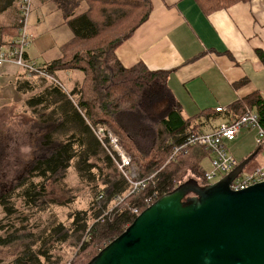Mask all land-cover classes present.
<instances>
[{"label": "trees", "instance_id": "1", "mask_svg": "<svg viewBox=\"0 0 264 264\" xmlns=\"http://www.w3.org/2000/svg\"><path fill=\"white\" fill-rule=\"evenodd\" d=\"M50 1L61 10L73 37L62 47V60L51 61L45 65L46 69L53 73L80 70L85 77L77 102L70 97L74 91L68 94L46 79L43 80L47 81L48 87L27 99L28 107L37 118L30 133L34 137L30 145L32 152L23 167L6 181H3L5 162L13 133L0 129V205L9 217L17 211L15 196L28 208H43L58 202L46 199L48 192L52 184L61 183L59 181L75 162L80 179L93 188L94 199L88 210L75 211L69 224L60 223L51 229L48 238L60 243L77 237L76 244L82 246L72 264H87L148 207L149 198L155 201L190 178L207 185L203 161L210 153L204 146H192L188 152L171 159L176 145L191 134L202 132L201 123L196 120L205 111L192 117L184 116L182 105L168 83L172 70H153L142 62L126 67L117 56V49L149 19L154 8L152 0ZM197 1L205 14H209L250 0ZM16 2L0 0V14L6 11L14 14ZM81 2H93L96 9L88 7L79 12L77 8H81ZM19 25L18 22L0 27V45L6 43L3 42L4 34L11 33L12 37L17 34ZM258 54L264 62V52L258 50ZM18 84L19 90L32 91L34 88V82L30 80ZM236 105L237 112L230 111L231 114L241 116L249 108L258 114L264 127V98L260 93L254 92ZM48 108L53 109L45 113ZM91 125L107 127L142 174L154 175L144 190L125 196L129 183ZM60 130L66 133L63 138L57 135ZM256 150L257 156L262 147L257 146ZM189 172L193 176L185 179ZM119 196L123 197L122 201H117ZM73 198L60 203H68ZM20 219L22 229H16L9 237L0 236V246L17 239L22 241V254L13 264H43L41 257L49 261V240L42 241L38 250L34 249L36 235L24 224L29 217L21 216ZM84 233L88 239L82 242Z\"/></svg>", "mask_w": 264, "mask_h": 264}, {"label": "crops", "instance_id": "2", "mask_svg": "<svg viewBox=\"0 0 264 264\" xmlns=\"http://www.w3.org/2000/svg\"><path fill=\"white\" fill-rule=\"evenodd\" d=\"M38 2L46 12L59 14V26L66 28V38L59 47L55 42L49 47L40 44L45 49L57 48L55 56L43 64L46 65L63 56L62 47L73 37V32L53 1ZM152 2L154 8L149 19L117 49V56L126 67L142 62L153 70H172L168 83L182 105L184 116L192 117L205 111L196 120L201 123L202 132H212L229 122L230 111L237 112L236 104L246 96L258 92L264 98V62L258 54V50L264 52V0L238 2L209 14H205L197 0ZM44 16L41 11L37 21L41 22ZM31 33L33 42L36 37L33 30ZM65 71L67 84L75 93L73 96L79 98L82 85L76 89L77 85L69 77L76 70ZM62 72L64 70H57L56 74ZM20 73L26 74L14 65L0 67L3 79L14 75L15 87L26 81ZM220 106L225 110L217 112L216 108ZM246 142L248 146L244 153L236 150L238 154L242 153L239 159L232 152L236 147L233 145ZM255 143V131L245 129L228 146L241 162L256 150ZM206 160L210 162L209 157ZM251 163L254 166L250 169L246 166L245 172L264 165V157L257 155Z\"/></svg>", "mask_w": 264, "mask_h": 264}, {"label": "water", "instance_id": "3", "mask_svg": "<svg viewBox=\"0 0 264 264\" xmlns=\"http://www.w3.org/2000/svg\"><path fill=\"white\" fill-rule=\"evenodd\" d=\"M201 185L162 195L87 264H264V181L231 188L256 156Z\"/></svg>", "mask_w": 264, "mask_h": 264}, {"label": "rangeland", "instance_id": "4", "mask_svg": "<svg viewBox=\"0 0 264 264\" xmlns=\"http://www.w3.org/2000/svg\"><path fill=\"white\" fill-rule=\"evenodd\" d=\"M40 0H32L31 5V13L29 16L28 26L30 31L35 33V39L32 42L29 52V55L32 59H34L37 64L43 65L45 62L50 61L57 52V48L53 49H45L43 47H49L50 43H57L58 47L65 40V27L59 26L60 24V15L56 13L46 12L44 8H42L41 4L38 2ZM43 1V0H41ZM84 4V8H83ZM20 1L17 0L15 6V13H9L8 11L0 17V27H4L7 25L15 24L19 22L21 11L19 8ZM81 8H77L79 12L86 11L88 7L92 9L96 6L93 2H81ZM37 7V9H36ZM36 11H33L35 10ZM96 9V7H95ZM43 11L44 19L41 22L37 21V16L40 12ZM15 16V17H14ZM11 33L4 34L3 42H8L12 39ZM69 35L71 33L69 31ZM63 57V56H62ZM61 57V58H62ZM59 58L60 60H62ZM20 69V68H19ZM22 70V69H21ZM83 72L78 70L70 73L69 76L74 85H77V88H80L84 81ZM21 76L25 80H30L34 82V88L32 91L28 90H19L18 86L15 87V79H13L14 75L10 76V79H3L0 76V129L9 131L10 134L13 133V139L8 143L9 155L5 162V174L3 181L6 179H10L15 171L23 167V162L27 161L30 153L32 152L31 143L32 137L30 133L32 132L33 123L37 121L36 115L32 112L33 109L29 108L27 105V99L31 97L33 94H39L46 87H48L47 81L43 80L45 78L42 77H34L28 74ZM56 74V73H55ZM67 72L64 70L62 74L57 75L56 77L63 83L66 91L70 93L73 88H70L66 81ZM19 76L16 78L18 79ZM13 79V80H12ZM48 84V85H47ZM71 99L74 102H77L78 98L71 95ZM53 108L46 109L45 113H49ZM107 128V127H106ZM108 129V128H107ZM109 130V129H108ZM65 133L64 130H60L57 135L59 138H63ZM70 134V131H69ZM31 140V142H30ZM232 152L237 158H242V153L238 154L236 150L242 151L243 153L247 150L248 142L233 145ZM256 147V143L254 144ZM264 157V150L259 154V157ZM254 166V163H249L247 165V169H250ZM136 172L138 176H144L140 171L139 167L136 166ZM203 167L206 170L211 168L210 162L208 160L203 161ZM193 175L189 172L185 179L192 177ZM35 181H40V178H34ZM58 184L51 185V191H49V196L46 199L51 198L53 200H57L58 202H51L46 204L43 208L39 206L28 208L24 206V202L15 196L14 202L16 206V213L10 215L9 217L5 216L4 208L0 205V236L9 237L10 233L14 232L16 229H22L20 226L22 225L21 216H28L29 221H25L24 224L27 225L28 231H32L35 236V245L34 249H39L42 241H48V247H50L51 258L49 261H46L44 257H41L43 264H72L73 260L76 258L75 256L80 252V247L82 244L77 245L76 241L77 237L72 239H68L67 241H62L60 243H56L48 238V234L52 231L54 227H56L60 223L69 224L71 218L75 211L78 210H88L91 206V203L94 199V191L93 188L88 186L83 180L80 179L78 175V171L76 168V163L74 162L72 166L67 170L65 177L61 179ZM73 196V200L68 203H60L64 202L69 197ZM111 207V206H110ZM90 223H92L90 221ZM5 228H1L3 226ZM16 227V228H15ZM8 231V232H7ZM21 234V233H20ZM88 239L87 233H84L81 236L80 241H85ZM28 242L24 241L23 243ZM23 251L22 241L19 239L6 246H0V264H13L14 260L21 256Z\"/></svg>", "mask_w": 264, "mask_h": 264}, {"label": "built area", "instance_id": "5", "mask_svg": "<svg viewBox=\"0 0 264 264\" xmlns=\"http://www.w3.org/2000/svg\"><path fill=\"white\" fill-rule=\"evenodd\" d=\"M21 16L17 34L8 42L0 45V67L3 65H14L26 74L34 77H42L51 83L63 88V83L56 77V74L47 70L45 65H39L29 56V47L32 43V33L30 32L28 21L31 13L32 0H19ZM220 106L217 112L224 111ZM231 115L227 123H223L212 132H199L191 134L187 139L176 145L173 149L171 159L180 153H186L190 147L195 145L204 146L209 151L211 168L206 171V184L214 183L232 172L239 164L238 159L232 154L228 143L233 142L239 133L245 129L255 131V142L257 146L264 147V127L259 122L258 114L251 109H247L241 116ZM97 138L114 157L117 168L129 183V190L125 196L137 194L144 190L154 175L138 176L135 163L131 156L125 151L118 138L105 126L91 125ZM264 181V165L256 167L252 171L243 172L232 182L231 188L240 190L257 182ZM123 197H117V201H122ZM156 201V200H155ZM153 198L147 200L148 206L153 203Z\"/></svg>", "mask_w": 264, "mask_h": 264}]
</instances>
